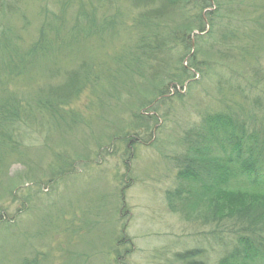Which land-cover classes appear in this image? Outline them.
Instances as JSON below:
<instances>
[{
    "label": "rangeland",
    "instance_id": "obj_1",
    "mask_svg": "<svg viewBox=\"0 0 264 264\" xmlns=\"http://www.w3.org/2000/svg\"><path fill=\"white\" fill-rule=\"evenodd\" d=\"M63 7L29 52L47 12ZM79 7L105 30L86 36ZM142 17L167 27L137 63L129 51ZM0 29V100L22 108L4 125L18 150L0 141V264H184L176 253L194 248L217 264L242 234L264 248V220L251 222L255 237L174 195L190 188L177 172L206 115L232 118L244 143L264 138V0H0ZM173 30L188 49L161 43ZM11 60L21 74L8 77ZM40 101L61 103L63 119ZM229 186L251 188L242 175Z\"/></svg>",
    "mask_w": 264,
    "mask_h": 264
},
{
    "label": "trees",
    "instance_id": "obj_2",
    "mask_svg": "<svg viewBox=\"0 0 264 264\" xmlns=\"http://www.w3.org/2000/svg\"><path fill=\"white\" fill-rule=\"evenodd\" d=\"M62 2L61 5L68 4V1ZM64 8L60 10L59 14L47 12L51 20L48 19L42 22L39 38L29 46V52H36L43 46L44 37L46 36L45 24L52 25V20L63 22ZM158 11L157 8H151L150 10L152 14H156ZM76 14V22L81 16L85 19L86 29H84V33L86 36L105 30L106 26L102 24V20L97 22L94 19L95 12L88 14L84 12V7H79ZM199 19L202 20L200 15ZM138 22L141 24V27H137L138 25L135 24L138 30V40L129 51L130 57L137 63L143 61L138 58V55L148 57L151 54L154 46L150 41L154 36H157V27L159 28L161 25L167 27L164 25L165 22H151L149 17H142L137 20ZM53 25L56 26L58 23ZM61 30L62 28L57 27L55 33L58 34ZM177 30L181 31L180 29ZM201 30H203L202 27ZM183 32L178 35L173 30L169 35L163 36L161 43L172 42L174 45H178L182 42L186 50L190 46V41L186 40L185 37L183 38ZM4 33L5 31L0 29V51L6 44L3 37ZM156 47L159 48L160 45L157 44ZM16 66L13 60L6 65L5 73L8 77L9 74H21ZM186 73L187 69L182 65L178 77H183ZM0 84L4 87V84ZM60 104H49L40 101L39 107H44L48 112L50 111V117L54 116L59 119L60 116L63 119V116L58 114ZM21 111V104L17 98L9 95L0 100V141L7 144L8 148L15 152L18 150L17 147L20 142L14 139V135L4 125L9 127L16 124L20 119ZM139 116L144 118L141 114ZM202 125L204 127L203 131L201 127L194 133L196 139H188L186 152L180 159L182 165H180L181 167L177 172L179 178L190 180V188L185 191V195H174L184 198L190 193L194 196L193 205H196L197 200H200L199 203L204 206L201 207L202 211L210 214L211 219L226 217L230 220L246 222L250 233L255 237H260L257 228L251 222L256 219L264 220V138L258 139L255 137L252 141L244 143V133L240 131V126L234 123L232 118L221 113L206 115L203 118ZM207 129L208 136H206ZM212 141L220 145L226 143L228 149L224 156L215 153ZM237 175H242L246 180H249L251 188L230 187L232 177ZM168 200L170 201L171 198H168ZM197 251L196 248L186 249L176 253V256L184 264H201L195 258ZM263 258L264 248L261 244H255L249 236L242 234L239 235L236 246L223 249L221 256L217 259V264H263L264 261L261 262Z\"/></svg>",
    "mask_w": 264,
    "mask_h": 264
}]
</instances>
